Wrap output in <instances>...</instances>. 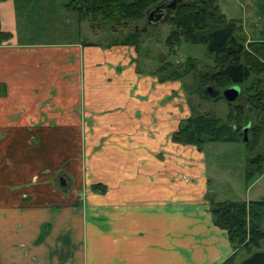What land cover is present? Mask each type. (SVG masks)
<instances>
[{"label": "crops", "instance_id": "obj_1", "mask_svg": "<svg viewBox=\"0 0 264 264\" xmlns=\"http://www.w3.org/2000/svg\"><path fill=\"white\" fill-rule=\"evenodd\" d=\"M23 1L0 0V264H223L212 145L172 141L182 81L143 73L133 47L26 40Z\"/></svg>", "mask_w": 264, "mask_h": 264}, {"label": "trees", "instance_id": "obj_2", "mask_svg": "<svg viewBox=\"0 0 264 264\" xmlns=\"http://www.w3.org/2000/svg\"><path fill=\"white\" fill-rule=\"evenodd\" d=\"M162 1L86 0L87 8L77 5L74 9L86 8V12L96 18L101 16L103 20L132 30L134 23L145 21L147 12ZM166 22L173 27L167 39L171 50L176 52V47L183 42L206 45L215 65L200 69L193 58L177 63L164 62L163 69L168 75H159L160 81H183L192 77L197 89L191 94H198L203 102L226 101L223 94L228 88L235 85L241 88L236 102L226 101L230 112L225 120L213 113H202L200 106L189 100L192 114L181 121L172 141L200 150L215 143H235L248 148L254 155L247 162L245 181L251 185L264 176V41H250L241 22L229 19L222 12L219 0H183L175 11L169 12ZM7 36L0 34L2 40ZM139 36L134 26L130 36L111 46L138 49ZM248 126V141L245 142L243 130ZM91 190L105 192L106 188L96 185ZM208 198L214 224L228 233L234 248L233 256L223 264H240L242 261L236 262L235 255L241 248L249 252L248 257L264 249V200L216 202L212 195Z\"/></svg>", "mask_w": 264, "mask_h": 264}, {"label": "rangeland", "instance_id": "obj_3", "mask_svg": "<svg viewBox=\"0 0 264 264\" xmlns=\"http://www.w3.org/2000/svg\"><path fill=\"white\" fill-rule=\"evenodd\" d=\"M73 1L74 0H50L49 5L51 10L48 11L46 7H49V5L45 0H37L35 10L31 7L32 5H30L31 0H24L22 2L24 8L22 7L19 9L22 29L25 30L26 27L31 25V29L34 32L31 38L29 36L25 37V39L47 42L67 40L68 42L82 41L85 43H95L99 41L98 43L100 44L104 36L102 28L98 26L93 28L89 19L81 23L79 21V13L81 10H79V12L75 11L74 6L78 4ZM219 1L222 8L221 10H223L225 14L231 19L241 22V26L250 41H264V16L257 15V12L264 7V0H225L226 3L224 0ZM242 3H247L248 5L246 16L244 15V7L241 6ZM29 7H31V10ZM33 10L34 12H27ZM63 10H66L67 13ZM43 11L45 15H43ZM65 16H67V19ZM143 24L145 23L142 22L140 28L144 27ZM70 28L73 29L69 37ZM172 30L173 27L171 24L166 21L161 23L158 27H149V30L146 32H141L140 30L141 35L139 36V40L141 41V45L137 49V63L143 73L167 76L168 72L163 69L165 67L164 62L177 63L179 61H186L188 58L195 59L200 65V69L213 67L215 65L214 57L209 52L206 45L183 42L176 47V52L171 50L167 45V39ZM116 37L118 39L112 42L114 45L117 44V41L121 42L123 38L120 34L116 35ZM182 83L186 87L184 99L187 102L192 100L196 105L198 104V106H200L199 110L202 113L209 112L216 114L217 117L223 120L226 119L230 111L229 105L225 100L203 102L199 99L198 94H191L193 91L196 93L197 89L192 77L185 78ZM204 88L207 87L205 86ZM209 145L212 146H206L205 148L208 175L217 179L214 189L212 190L219 193V201L226 202L230 200L250 202L264 200V176L255 180L249 186L245 181L247 162L249 158L254 155L253 151H249L247 150L248 148L235 143H215ZM225 168H227V171H225ZM209 193H211L209 195H212V192ZM248 254V251L241 248L235 255L236 262L240 263L248 257Z\"/></svg>", "mask_w": 264, "mask_h": 264}, {"label": "water", "instance_id": "obj_4", "mask_svg": "<svg viewBox=\"0 0 264 264\" xmlns=\"http://www.w3.org/2000/svg\"><path fill=\"white\" fill-rule=\"evenodd\" d=\"M183 0H164L158 5L154 6L147 12V26L158 27L161 23L165 22L169 12L175 11ZM241 94V88L238 85L228 88L223 96L226 101L230 103L236 102ZM250 126L243 130L245 142L248 141V130ZM68 182L62 181V186H68ZM240 264H264V249L255 252L253 255L244 259Z\"/></svg>", "mask_w": 264, "mask_h": 264}, {"label": "flooded vegetation", "instance_id": "obj_5", "mask_svg": "<svg viewBox=\"0 0 264 264\" xmlns=\"http://www.w3.org/2000/svg\"><path fill=\"white\" fill-rule=\"evenodd\" d=\"M80 1L81 0H74L73 2L74 3H76V4H78L79 6H77V7H85L86 6V8H87V5H86V0H83V1H81V4H80ZM86 8H84L80 13H79V15H80V19H79V21L81 22V23H83L84 22V20H86V19H89L90 20V22H91V26L93 27V28H96V26H98L99 28L101 27L102 28V30H103V32H104V36H103V40L101 41V43L100 44H104V45H111L112 44V42L115 40V39H118L117 37H116V35H118V34H120V35H122V37L123 38H125V37H127V36H130V34L131 33H133V27L135 26V28H136V31H138V33L140 34V30H141V32L143 31V32H146V31H148L149 30V27H147V17H146V20L145 21H143L145 24H143L144 25V27L143 28H140V25H141V23H139L138 25H135L136 23H134V25H132V30L131 29H126V28H121V26L120 25H116V24H114V23H110L109 22V20H103L102 18H101V16H99V17H94L93 15H91V14H88L87 12H86ZM153 8V7H152ZM76 12H79V9H76L75 10ZM83 17V18H82ZM168 17V16H167ZM82 18V19H81ZM85 18V19H84ZM166 21V20H165ZM124 27H126L125 25H124ZM94 30H96V29H94ZM141 35V34H140ZM130 47V46H129ZM133 48H136V47H133ZM137 49V48H136Z\"/></svg>", "mask_w": 264, "mask_h": 264}]
</instances>
